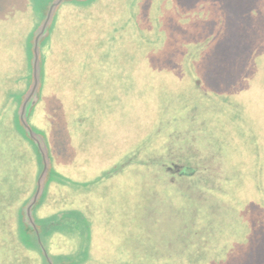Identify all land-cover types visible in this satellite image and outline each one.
Wrapping results in <instances>:
<instances>
[{
    "label": "trees",
    "instance_id": "trees-1",
    "mask_svg": "<svg viewBox=\"0 0 264 264\" xmlns=\"http://www.w3.org/2000/svg\"><path fill=\"white\" fill-rule=\"evenodd\" d=\"M252 12L264 14V0H0V264H38L37 248L53 264L40 230L52 235L74 215L36 221L52 171L50 144L64 168L77 166L80 153H97L87 137L95 99L106 80L127 84L138 74L165 76V82L155 83L152 125L133 137L122 130L128 146L103 174H139L119 193L116 239L124 240L135 264H264V49L255 40L246 43L264 21L253 22ZM216 57L235 63L218 73L235 77L227 85L236 98L217 92ZM249 57L258 73L244 78L235 67ZM182 83L188 91L179 114L169 98ZM33 98L26 118L24 105ZM41 100L42 128L36 130L29 119ZM110 111L108 98L106 115L114 116ZM51 125L57 127L50 133ZM228 127L238 128L239 139ZM39 161L37 191L20 210L17 194L28 191ZM60 190L59 202L67 199ZM114 213L103 209L105 220ZM77 216L84 222L81 240L90 247L77 261L58 264H84L93 249L92 224Z\"/></svg>",
    "mask_w": 264,
    "mask_h": 264
},
{
    "label": "rangeland",
    "instance_id": "rangeland-1",
    "mask_svg": "<svg viewBox=\"0 0 264 264\" xmlns=\"http://www.w3.org/2000/svg\"><path fill=\"white\" fill-rule=\"evenodd\" d=\"M63 8L64 6H62L58 12L60 13ZM254 14L255 13L253 12L251 13L250 19ZM252 21L255 23L264 21V14L261 13V15H254L252 17ZM262 24L264 25V23H260V25ZM260 28L264 27H256L258 30H252L251 35L249 31L246 38V43L249 45L250 41L254 40L257 42L254 43L257 45V47L262 45L259 50L264 49V30H260ZM252 47L254 48V45H252ZM262 52L264 51L262 50ZM243 59L244 60L241 58L237 61L240 64L239 66L235 67L237 74L244 78H253V76L258 73V66L252 65L250 63V57L249 63L246 60L248 58ZM234 66V62L216 57L217 76L215 79L217 81L216 84H218L217 92L221 94H229L232 96V98H236V96L233 95L234 92L228 88L227 84H234L233 80H235V77H232L228 73L223 75L222 73L219 74L218 72H223L228 69L231 70ZM153 77H150L148 80V78L144 77V75H134L127 84H124L119 77H115L113 79L114 81H117H115V84H109V80L105 81L107 86L103 85V93H101V95L94 101V105H97V110L95 112L96 117L91 124L93 128H91V131L87 132V137L89 139L88 142L97 143L95 144L96 146H94V149L97 150V153L94 151L93 153L89 154L91 156H85V154L80 153L76 157L78 161L77 166L70 165L71 167H65L67 169L66 170L59 157H56L55 151L53 153V144H50L52 171L49 175L47 188L44 189L43 194H45V196L40 200L39 205L34 211L36 221H44L64 211L74 215V218L68 221L63 229L55 231L52 235H46L42 229L40 230L42 242L49 256L51 257L50 259L52 260L53 264L65 262L66 260H68V262L77 261L79 257H83L85 255L84 253L82 254V252L86 249V247H90V243L88 244L87 240L84 241L85 244L81 240L80 226L84 222L81 218H78L77 213H83L92 224V228H90V230L88 229L89 231L87 233L89 239L88 241L91 242L93 249L90 251L91 256L89 255L88 260H86L84 264H105V261H117L118 258H122V261H129V264H135L133 260L134 254L123 249L124 240L118 241L116 239L118 237L117 227H119L121 224L117 218V213L118 207L122 200V197H119V193L121 189L125 188L124 184L126 180L130 179L132 181L134 177L137 179L139 174L135 173L134 176L133 173L127 174L131 173L132 169L126 174H123L122 172H113L112 176L105 178H103V174L108 172L106 170L109 167L122 159L124 150L128 146V144L123 143L121 131L126 129L132 133L133 137L140 131L141 127H149L152 125L154 115L153 107L155 104V83L157 80H160V83L162 80L165 82V76H157L156 78L154 77L155 80H153ZM181 85L182 90L179 86L178 89L180 91L173 92L169 98L172 102L171 106L176 107L175 113H178L179 111V114H182V93L188 91L187 88L184 89L183 83ZM138 91L141 93L139 98L138 93H133ZM117 96L118 100L116 99ZM144 97L147 99L146 101L142 102ZM247 97L248 96L244 95L241 98L242 105L243 102L246 105ZM108 98L111 109L110 112L115 110L114 116L111 117L106 115V113H108L106 112ZM238 98L240 99L239 96ZM44 106L45 103H43L41 100L34 108L29 119V123H31L33 128L36 130L37 128H42V115L44 112ZM122 107L127 109V111L121 112ZM247 107L251 108V102L249 99ZM241 109H244V107L241 106ZM69 124L70 121L66 125L71 131V136L76 139L79 135L78 129L76 126L74 127L73 125ZM214 124L217 125L216 122H214ZM88 126H90V124ZM54 127L57 126L51 125L48 132L51 133ZM235 128L237 127H233L231 129L228 127V133L231 135L234 134L235 138L239 139L240 136ZM112 139H114L115 142L113 148L110 143ZM36 158H38L37 154ZM85 158H89V161ZM114 167L115 165L112 168ZM36 168V170H31L32 175L29 174V179L27 180L28 191L22 195L17 194L18 208L20 210L37 191V183L42 170L41 161L38 162V165L36 164ZM64 169L66 171H64ZM3 173L5 174L6 171ZM59 175L64 177L69 182L62 184V181L58 178ZM59 188L61 189L59 195L63 194L65 197H67L66 200L60 202L56 198V191ZM134 196H136V194H134ZM100 208H102V210H100ZM105 208L115 212L111 218L108 217L106 220L103 215V209ZM105 222L112 223L114 232L110 231L108 224H106L105 228L102 227L103 224L105 225ZM90 237H92L91 240ZM34 245L37 248L36 244ZM36 252L37 253L35 256L38 264H46V260L38 248Z\"/></svg>",
    "mask_w": 264,
    "mask_h": 264
},
{
    "label": "water",
    "instance_id": "water-1",
    "mask_svg": "<svg viewBox=\"0 0 264 264\" xmlns=\"http://www.w3.org/2000/svg\"><path fill=\"white\" fill-rule=\"evenodd\" d=\"M51 13V12H50ZM49 17H50V15H49ZM47 23L48 22H46L45 24H44V28L42 29V31H41V34H43L44 32L46 33V26H47ZM39 39H40V36H38V38H37V40H36V46H35V49H36V51H37V54H36V59H35V65L37 64V62H38V60H39V56H38V50H37V48H38V43H39ZM36 85H37V82H36ZM36 102H37V99L36 98H33V99H31V101L29 102V104L26 106V105H24V108H23V112H25V117L26 118H28L29 117V115H30V112H31V110H32V108L34 107V105L36 104ZM26 106V107H25ZM29 210H30V208H29Z\"/></svg>",
    "mask_w": 264,
    "mask_h": 264
}]
</instances>
